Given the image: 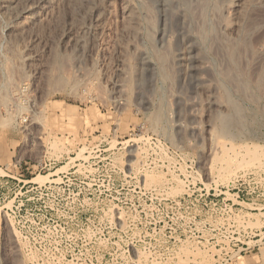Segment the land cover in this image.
I'll list each match as a JSON object with an SVG mask.
<instances>
[{"label": "rangeland", "instance_id": "1", "mask_svg": "<svg viewBox=\"0 0 264 264\" xmlns=\"http://www.w3.org/2000/svg\"><path fill=\"white\" fill-rule=\"evenodd\" d=\"M168 1L0 0V264H264V0Z\"/></svg>", "mask_w": 264, "mask_h": 264}, {"label": "bare ground", "instance_id": "2", "mask_svg": "<svg viewBox=\"0 0 264 264\" xmlns=\"http://www.w3.org/2000/svg\"><path fill=\"white\" fill-rule=\"evenodd\" d=\"M4 1V0H3ZM49 1V0H48ZM79 1V0H78ZM96 1H98V0H96ZM167 1L168 0H160V5H162V7L163 6H165V5H167V4H169V3H167ZM173 1V0H172ZM195 1H200V0H195ZM224 1V0H223ZM225 1H227V0H225ZM229 1V0H228ZM8 2V1H7ZM15 2V1H14ZM22 2V1H21ZM37 2V1H36ZM60 2V1H59ZM94 2H95V0H94ZM197 2V3H198ZM230 2V4H228V5H226L227 7H228V10H230V11H232L233 12V16H234V24H233V26H231V27H229V29H228V27H226V23H225V29L224 30H226V28L228 29V30H233L234 28H235V25L237 24V27H238V29H241V27H242V22H241V24H240V21L242 20L241 18L243 17V15H244V6L242 7V0H230L229 1ZM90 3V2H89ZM96 3V2H95ZM14 4L15 3H13V6H14ZM47 4V3H46ZM62 4V3H61ZM87 4V3H86ZM45 5V4H44ZM64 5H65V3H64ZM71 5V4H70ZM83 5V4H82ZM91 5V4H90ZM89 5V6H90ZM93 5V4H92ZM13 6H12V2L11 3H7V4H4L3 6H2V9L4 10V12H5V14L7 13L8 15L9 14H11L13 11H12V9H13ZM16 6V5H15ZM20 6V5H19ZM59 6V5H58ZM60 6H62V5H60ZM73 6V5H72ZM159 6V5H158ZM217 6V5H216ZM48 7V6H47ZM49 7H51V6H49ZM87 7V6H86ZM168 7V6H167ZM187 7V9H186V13H187V16H188V18L191 20V21H193V20H195L196 18H197V20H195V22L196 21H198L199 19V23H198V25H197V27L195 28L196 29V35H195V37L197 36L199 39H202V38H205L206 36H204V32L203 31H201V29L203 28V27H206L207 26V24L208 23H213V21H214V23H215V26L219 29L220 28V25H221V17H219V16H217V15H215V17H214V19H213V17H212V19L211 18H209V15H208V5L206 4V3H203V0H202V3L200 4V3H198V5H196V6H194L193 5V7L192 8H194L195 7V9H196V11L198 10V12H196V11H192V9H190V7L189 6H186ZM16 8V7H15ZM34 8V7H33ZM73 8V7H72ZM100 9H101V7H100ZM194 9V10H195ZM54 10V9H53ZM12 11V12H11ZM29 11V10H28ZM67 11V10H66ZM91 11H93V10H91ZM211 11H213V10H211ZM211 11H210V13H211ZM15 12V11H14ZM32 12V11H31ZM44 12V11H43ZM47 12V11H46ZM94 12H99V7L96 5L95 7H94ZM136 12H138V11H136ZM134 10L132 11V13H131V17H134V18H140V15L138 14V13H136ZM215 12V11H214ZM17 13V12H16ZM45 13V12H44ZM48 13V12H47ZM101 13V12H100ZM4 14V13H3ZM42 14V13H41ZM52 14H53V12H52ZM96 13H94V15H95ZM196 14H198V16L196 15ZM212 14V13H211ZM7 15V16H8ZM45 15V14H44ZM49 14H47V16H48ZM93 15V14H92ZM93 15V16H94ZM97 15V14H96ZM99 15V14H98ZM185 15V14H184ZM213 15V14H212ZM231 15V16H232ZM39 16V15H38ZM214 16V15H213ZM28 17V16H27ZM185 17H186V15H185ZM184 17V18H185ZM10 18V17H9ZM50 18V17H49ZM48 18V19H49ZM199 18V19H198ZM32 19V18H31ZM100 19V18H99ZM38 20V17L36 16V15H34V17H33V22H35V21H37ZM90 20H92V19H90ZM94 20H95V18H94ZM133 20V19H132ZM44 21V20H43ZM225 21H226V19H225ZM243 21V20H242ZM32 22V21H31ZM38 22V21H37ZM47 22V21H46ZM194 22V21H193ZM194 22V23H195ZM28 23V22H27ZM36 23V22H35ZM91 23V22H90ZM94 23V22H93ZM134 24V23H133ZM193 24V23H192ZM223 24V23H222ZM240 24V25H239ZM15 25V24H14ZM24 25V24H23ZM30 25V24H29ZM135 25V24H134ZM228 25V24H227ZM12 26V25H11ZM94 26V25H93ZM137 26V25H136ZM193 26V25H192ZM222 26V25H221ZM240 26V27H239ZM90 26H88V27H85L84 26V30L86 31V29H88ZM14 28V27H13ZM26 28V27H25ZM222 28V27H221ZM12 29V28H11ZM21 29H22V27H21ZM194 29V28H193ZM236 29V28H235ZM15 30V29H14ZM93 30V29H92ZM227 30V31H228ZM84 31V32H85ZM219 31V30H218ZM239 31V30H238ZM9 32V31H8ZM84 32H82V33H84ZM21 33V32H20ZM65 33V32H64ZM75 33V32H74ZM224 33V32H223ZM11 34H13V33H11ZM162 34V33H161ZM62 35V34H61ZM72 35V34H71ZM75 35V34H74ZM84 35V34H83ZM82 35V36H83ZM222 35V34H221ZM11 36V35H10ZM77 36V35H76ZM231 36V35H230ZM222 38V37H221ZM230 38V37H229ZM89 39V38H88ZM224 39V38H223ZM68 40V39H67ZM83 39L82 38H79V37H76V39H74L73 40V46L74 47H76L77 45H79V43L82 41ZM66 41V40H65ZM221 41V40H220ZM223 41V40H222ZM71 42V41H70ZM163 43V42H162ZM224 45V44H223ZM229 48H231V46L229 47ZM76 49V48H75ZM217 50V49H216ZM85 53V52H84ZM31 54V53H30ZM27 55H28V53H27ZM26 56V55H25ZM179 59L181 60L183 57H184V53L183 52H181L179 55ZM31 57V56H30ZM26 58V57H25ZM177 58V57H176ZM30 60V59H29ZM184 60V59H183ZM185 62V61H184ZM78 69V68H77ZM236 76V77H235ZM234 76V79L235 80H237V81H239V75L237 76V75H235ZM241 81H242V84H243V90L245 91V94L248 96V100L250 101V102H252V103H258V101H260V97H259V95H258V87H259V84H250L249 83V81H248V79L246 78V76L244 75L243 77H241ZM160 82V81H159ZM218 83L220 82L219 81V78H218V81H217ZM162 85H163V81H162V84H161V87H162ZM206 92V91H205ZM237 93L239 92V91H236ZM212 93V92H211ZM240 93V92H239ZM238 93V95H240ZM209 95V94H208ZM242 95V94H241ZM241 97V96H240ZM240 97H238V96H236V95H233V107H232V111L231 112H229L228 114H227V117H223V118H221L220 119V121H221V125H222V127L223 128H225L226 130H228V131H235L236 129H238V126H240L241 127V130H239V131H237L238 132V134H240L241 133V135H243L244 133V135H248V134H252L253 132H256L255 131V128L253 127V125L255 124V118L254 117H252V116H250V109H249V107L248 108H246V106L244 105V103L242 102L243 100L242 99H240ZM200 98V97H199ZM199 100H201V99H199ZM242 100V101H241ZM204 101V100H203ZM211 103V102H210ZM209 103V104H210ZM211 105V104H210ZM202 107V106H201ZM200 107V108H201ZM214 107V106H213ZM217 108V107H216ZM209 110V109H208ZM205 112V111H204ZM253 115V114H252ZM257 117V116H256ZM257 128V127H256ZM215 137V136H214ZM212 138V143H211V146H210V153L211 154H213V155H216L218 152H221V151H223L225 148H226V145H227V143H225V142H222V141H220L219 139H220V137L219 136H216L217 138ZM219 137V138H218ZM222 137V136H221ZM222 138H224V137H222ZM221 138V139H222ZM244 145H246V143L245 142H242L241 144H240V146H244ZM230 146V148L231 147H233V144H230L229 145ZM228 146V147H229ZM227 147V148H228ZM246 148V147H245ZM225 151H226V149H225ZM237 152V151H236ZM238 153V152H237ZM212 156V155H211Z\"/></svg>", "mask_w": 264, "mask_h": 264}]
</instances>
